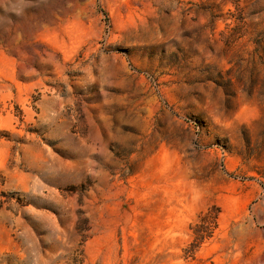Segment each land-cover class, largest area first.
I'll list each match as a JSON object with an SVG mask.
<instances>
[{"label": "rangeland", "instance_id": "1", "mask_svg": "<svg viewBox=\"0 0 264 264\" xmlns=\"http://www.w3.org/2000/svg\"><path fill=\"white\" fill-rule=\"evenodd\" d=\"M0 264H264V0H0Z\"/></svg>", "mask_w": 264, "mask_h": 264}, {"label": "trees", "instance_id": "2", "mask_svg": "<svg viewBox=\"0 0 264 264\" xmlns=\"http://www.w3.org/2000/svg\"><path fill=\"white\" fill-rule=\"evenodd\" d=\"M203 230V229H202ZM201 230V231H202ZM200 230H197L196 233H197V237L196 239L199 240V243L204 239V235L201 232Z\"/></svg>", "mask_w": 264, "mask_h": 264}]
</instances>
